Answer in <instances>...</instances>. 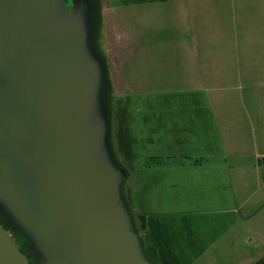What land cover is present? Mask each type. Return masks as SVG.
Segmentation results:
<instances>
[{
	"label": "water",
	"instance_id": "obj_1",
	"mask_svg": "<svg viewBox=\"0 0 264 264\" xmlns=\"http://www.w3.org/2000/svg\"><path fill=\"white\" fill-rule=\"evenodd\" d=\"M7 1L10 20L0 2V209L31 240L39 264H153L110 147L107 66L89 44L94 15L75 2ZM0 264H31L1 226Z\"/></svg>",
	"mask_w": 264,
	"mask_h": 264
},
{
	"label": "crops",
	"instance_id": "obj_2",
	"mask_svg": "<svg viewBox=\"0 0 264 264\" xmlns=\"http://www.w3.org/2000/svg\"><path fill=\"white\" fill-rule=\"evenodd\" d=\"M178 2L143 4L167 7L173 3V14H168L166 27V19H158L160 27L141 29L137 37L140 42L153 33L172 36L170 78H156L153 83L173 86L148 87L149 79L137 78L131 68L123 67L121 55L148 51L142 50L144 42L135 45L128 39L114 47L117 59L111 62V76L117 93L111 100L112 154L126 172L125 181H133L129 187H135L133 194L129 192L134 226L149 234L160 264H256L264 258V245H256L246 228L244 241L233 234L244 215L226 163L229 157L248 152L257 141L255 121L264 129V117L254 110L251 113L246 101L233 92L264 80V64L244 61L247 44L241 43L239 28L244 18L247 31L255 33L257 20L261 21H251L250 29L247 17L237 12L238 0H187L186 5H174ZM217 39L228 48H213ZM153 156L205 161L147 167V157ZM228 238L232 239V251L225 253L229 258L220 255Z\"/></svg>",
	"mask_w": 264,
	"mask_h": 264
},
{
	"label": "rangeland",
	"instance_id": "obj_3",
	"mask_svg": "<svg viewBox=\"0 0 264 264\" xmlns=\"http://www.w3.org/2000/svg\"><path fill=\"white\" fill-rule=\"evenodd\" d=\"M66 1L70 2L72 6L75 2L79 9H82L85 4V7L90 9V14L94 15L93 20L91 21V26L94 28L95 37L94 41L89 44H91L92 47H95L96 52L100 55L107 66L110 87L107 97L114 100L117 93L114 90L116 88L113 86L114 80L111 76V62L117 59L116 56L113 55L115 51L114 47H119L120 44L130 42V40H134L135 45L144 42L143 44L146 45L142 50L148 51L140 52L139 50L131 52L130 54L126 51L129 54L128 56L126 52H124L123 55L119 53L118 58L120 55L121 57H124L123 67L131 68V75L136 73L137 78L144 80L149 79L151 83H148V87L152 88L153 86V88H156L173 86L172 84L153 83L156 78H170L171 68L173 67V45L170 44L172 42V36H170L169 33H156V35L153 33L152 35L141 39L140 42H138L137 39V37L140 36L138 33L141 29L142 31H145V28L154 29L155 26L160 27L158 19H166V27V24L169 23L168 14H173V3L168 4V6L165 7L143 4L124 5L121 3L123 0ZM245 1L246 0H238L237 12L242 17H247V20L250 21V29L253 28L252 24L255 20L259 19L261 22L259 23L257 20V24L260 25L254 33L253 30H249V32L247 31L246 19L242 18L240 20L239 28L243 34L241 43L243 42V44H247L244 46L243 51L246 60H243L248 63L258 62L264 64V28L262 29V27H264V0H248L247 3H245ZM186 2L187 0H179V2L174 5H186ZM162 14H166V17H161ZM251 21H253V23ZM222 42V39L221 41L217 39V41L211 46L213 48L217 47L215 49L225 50L228 47ZM257 45H259L258 48L256 47ZM124 49L126 50L125 47ZM98 55L96 56L97 58ZM150 70L152 71V74L149 73ZM117 85L119 89L122 87V84ZM228 90L230 89L225 90L224 93H227ZM234 91L243 101H246V108L248 107L251 110V113L256 111L259 115H257L258 117H260V115L264 117V80L260 81V83L250 85L245 84L240 90H238L237 87L233 92ZM243 101L242 103H244ZM112 106L113 101L110 107ZM111 125L112 122L110 121V127ZM253 131V137L256 138L257 141L252 142V146L248 148L249 151L233 159L229 157L226 164L230 169V182L235 196L238 200H241L239 205V207H241V215H244V221L239 222L241 225L240 228L233 234L236 235V238L244 241L248 237L246 231H243L245 230L244 228H246L250 231V235L253 238L252 240L256 245H264V129H262V124L259 120L255 121ZM119 165V167H122L121 164ZM255 167H258V169ZM132 182L133 181L131 180L125 181V187L123 190L128 203L131 201L129 192H131V194L135 192L134 186L129 187ZM231 243V238L225 240L223 246V251L225 252H222L220 255H225V253L230 255L232 251V249H230ZM229 255L225 256L229 258Z\"/></svg>",
	"mask_w": 264,
	"mask_h": 264
},
{
	"label": "trees",
	"instance_id": "obj_4",
	"mask_svg": "<svg viewBox=\"0 0 264 264\" xmlns=\"http://www.w3.org/2000/svg\"><path fill=\"white\" fill-rule=\"evenodd\" d=\"M173 0H123L121 3L124 5H138V4H150V3H166V2H170ZM110 91V90H109ZM108 101H109V107L111 106V99L110 97H107ZM111 114H112V108H109V124L111 121ZM192 162L193 164H198L201 165L205 159L203 158H192V157H176V156H153V157H147L146 159V166L150 167V166H169V165H183L185 164L184 162ZM120 166V165H119ZM125 187V183L123 185V189L124 190ZM124 192V191H123ZM123 199L125 200V202L127 203V205L129 206V203L126 199L125 194L123 193ZM130 210L131 207L129 206ZM0 226L3 230L7 231L9 234H11L15 239H17V243L21 244L23 246V248L21 249V251L25 254V252L27 253V251H29L30 255L25 254L28 258L32 255L35 261V264H39L38 263V258L35 255V253L33 252V250L31 249V240L21 231V229L15 224V222L13 220H11L7 215L4 214V212L0 209ZM136 229V227H135ZM137 232L138 229H136ZM140 238L143 244V250L144 253L147 257V259L153 263V264H160V260L158 258V254L156 251V248L152 245L151 243V239L149 234L147 233H140ZM19 244V245H20ZM256 264H264V258L261 259L258 263Z\"/></svg>",
	"mask_w": 264,
	"mask_h": 264
},
{
	"label": "flooded vegetation",
	"instance_id": "obj_5",
	"mask_svg": "<svg viewBox=\"0 0 264 264\" xmlns=\"http://www.w3.org/2000/svg\"><path fill=\"white\" fill-rule=\"evenodd\" d=\"M61 2H63L64 4H66L67 5V8H69L70 6H71V4H70V2H67L66 0H60ZM0 2H1V4L2 5H4V9H5V14H6V16H7V19L8 20H10V17H9V15L8 14H10L11 12H10V9L8 8H6V6H5V4L8 2L7 0H0ZM16 238V237H15ZM17 240V239H16ZM18 241V240H17ZM19 242V241H18ZM20 244V243H19ZM20 246V249H22L23 248V246L20 244L19 245ZM25 254H27V256H28V254L30 255V253H29V251H27V253L25 252ZM29 260H30V262H31V264H35V261H34V258H33V256L31 255L30 257H29Z\"/></svg>",
	"mask_w": 264,
	"mask_h": 264
}]
</instances>
